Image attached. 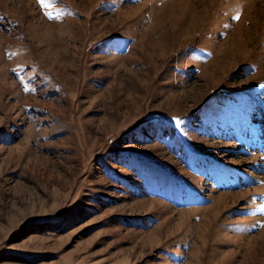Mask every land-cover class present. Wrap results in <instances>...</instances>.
Instances as JSON below:
<instances>
[{
    "label": "rangeland",
    "instance_id": "obj_1",
    "mask_svg": "<svg viewBox=\"0 0 264 264\" xmlns=\"http://www.w3.org/2000/svg\"><path fill=\"white\" fill-rule=\"evenodd\" d=\"M0 264H264V0H0Z\"/></svg>",
    "mask_w": 264,
    "mask_h": 264
},
{
    "label": "snow or ice",
    "instance_id": "obj_2",
    "mask_svg": "<svg viewBox=\"0 0 264 264\" xmlns=\"http://www.w3.org/2000/svg\"><path fill=\"white\" fill-rule=\"evenodd\" d=\"M237 19H238V17H237Z\"/></svg>",
    "mask_w": 264,
    "mask_h": 264
}]
</instances>
